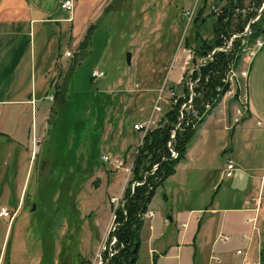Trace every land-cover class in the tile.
<instances>
[{
	"label": "rangeland",
	"instance_id": "rangeland-1",
	"mask_svg": "<svg viewBox=\"0 0 264 264\" xmlns=\"http://www.w3.org/2000/svg\"><path fill=\"white\" fill-rule=\"evenodd\" d=\"M101 3L106 5L98 12ZM195 3L193 17L203 8L196 22L192 20L186 27L181 11ZM214 3L221 0H73L71 11L50 13L55 21L46 45L39 46V38L35 45L27 42L19 68L25 67L34 49L37 105L51 109L47 123L40 127L43 135L33 136L30 143L24 138L20 144L0 146V205L14 209L23 199L13 218L0 216L2 261L104 264V251L116 243L109 237L115 225L113 208L124 198L131 177L127 167L141 139V131L134 129L133 123L150 115L163 80L177 77L178 49H194L184 38L188 36L194 44L196 33L203 37L213 33ZM11 46L7 44L3 50L7 63ZM66 49L73 55L62 58L68 66L56 76L58 85H50L60 64L55 61L57 54ZM94 68L103 69L105 75L91 79ZM27 85L25 93L33 89L32 81ZM50 94L55 98L49 99ZM165 98L160 104L166 111L173 102ZM222 100L227 105L229 100ZM31 108V103H25L21 110V124L30 131ZM233 135L231 127L224 129L212 118L201 127L187 164L180 168L181 180L170 178L166 183L173 204L201 207L200 214L206 216L207 208L235 205L247 187L259 185L264 136L255 139L246 131ZM127 146L130 149H125ZM103 151L118 154L122 165L115 168L103 162ZM228 157L238 168L233 178L222 172ZM260 215L263 238L264 205ZM175 242L169 250L172 253ZM190 248L196 251L195 263L201 264L203 252L195 240L183 245L180 264H190L184 260ZM218 251L215 249L216 254ZM152 257L143 247L138 264H146ZM152 264H177V257L155 256Z\"/></svg>",
	"mask_w": 264,
	"mask_h": 264
},
{
	"label": "crops",
	"instance_id": "crops-1",
	"mask_svg": "<svg viewBox=\"0 0 264 264\" xmlns=\"http://www.w3.org/2000/svg\"><path fill=\"white\" fill-rule=\"evenodd\" d=\"M121 1V0H117ZM230 0H221L223 4ZM247 1V0H243ZM105 3L98 5V12H101L105 7ZM63 9L60 7V0H0V146L12 144L17 141L23 142L24 138L27 142L32 141V137L37 135H43L40 132L42 123H47L48 115L51 109H45L43 106L37 105V84H36V60L35 50L33 49L32 55L26 60V65L19 71L20 63H23L25 59L24 50L27 42L29 45H35L36 39L39 38L40 44L45 46L48 40L50 30L53 28L52 19L50 13ZM10 13V15H8ZM213 19V25L216 17L211 14ZM204 19V17H203ZM60 31V22L58 23ZM213 34V33H212ZM212 34L208 35L207 38L211 37ZM206 37V36H204ZM10 44V54L7 63V58L4 56L3 50H6V45ZM70 50V49H69ZM56 57L60 64L56 71L55 77H53L50 85L56 83V76L68 65L65 60H62L65 56L63 52H58ZM185 52H176L175 60L179 59V72L177 77L170 79L167 76L168 82L180 95H184L186 90L184 89L187 79L189 80V74L183 70V57ZM65 61V62H64ZM196 63L198 59L194 60ZM55 64V65H56ZM61 70V71H60ZM44 76L45 71L42 70ZM185 75V76H184ZM91 77V75H90ZM32 78V80H31ZM34 78V80H33ZM185 80V81H184ZM32 81L33 89L25 93L28 82ZM40 82V80H39ZM247 94L249 97L248 111L242 118L233 124L232 132L233 136H239L241 132H248L250 136H264V45L255 55L247 76ZM27 94V96H26ZM46 94V93H45ZM34 99L32 102L31 100ZM25 103H31V116L33 122V130L30 131V127H24L21 124V110L22 105ZM9 105V106H8ZM235 102L233 99L229 100L227 105L222 101H219L210 112L205 115L204 120L198 125L194 137L192 138L186 154L183 159L180 160L175 168L174 173L169 175L164 181L159 184L151 197L147 210L150 211L151 215H143V223L140 230V248L138 252V259L140 257V250L144 247L146 250L153 255L149 259L148 263L152 264L155 262V256L168 257L170 255H176L177 264H180V256L182 253L183 245L191 244L192 240L196 241L198 247L203 252V261L201 264H238L240 256L235 253L236 248L247 246V241L241 237V233L251 231L250 224L246 222V217L251 214L248 207L252 203V196L261 192L262 194V207L264 205V156L258 162V167H261L259 172V185L255 188H246L244 195L240 197L235 205H224L223 207L207 208L204 213L200 214L201 207L195 206H183L178 208L177 205L173 204L168 193H166V183L170 178H175L177 181L181 180L180 168L187 164L189 158L190 149L192 145L198 142L197 133L201 127L212 118L216 121L217 125H221L224 129L227 123H231L232 116L234 115ZM260 121V123H257ZM39 126V128H38ZM227 128V127H226ZM263 129V130H254ZM28 147V146H27ZM8 148V146H7ZM130 147H125V149ZM231 159V157H228ZM227 158V160H228ZM238 162H242L241 159L237 158ZM234 162V161H233ZM235 169L230 174L231 178L236 176ZM226 166V165H225ZM223 167V174L225 170ZM5 184V183H3ZM6 188V185L3 186ZM164 194V197L159 196L160 193ZM174 192L177 194V186L174 185ZM169 190V189H168ZM170 191V190H169ZM172 191H170L171 193ZM173 194V193H171ZM23 199L18 200V207L20 206ZM2 205V204H1ZM15 207V208H18ZM196 210H199L195 213ZM205 216L204 221H202ZM263 216L260 215V218ZM185 223V226L182 225ZM221 234H229L227 240L221 239ZM264 239V237H263ZM175 243V253L169 251L172 248L173 242ZM188 247V246H186ZM218 251L216 254L215 252ZM258 246L256 240H254L249 248L250 253V264L257 259ZM215 252V253H214ZM1 253V252H0ZM157 254V255H156ZM196 251L189 249V252L184 256V260L190 264L195 263ZM216 254L220 260L216 261L211 255ZM0 254V264H12L11 262L2 261ZM151 257V255H150ZM136 261V264L139 261ZM206 262V263H205Z\"/></svg>",
	"mask_w": 264,
	"mask_h": 264
},
{
	"label": "trees",
	"instance_id": "trees-1",
	"mask_svg": "<svg viewBox=\"0 0 264 264\" xmlns=\"http://www.w3.org/2000/svg\"><path fill=\"white\" fill-rule=\"evenodd\" d=\"M262 1L250 0L255 6L260 5ZM241 3H243V0H230L227 1L226 6L230 7ZM202 8H199L193 22H196ZM247 18L248 16L240 18L235 25H232L229 20L222 22L220 18H216L211 37H203L196 33L193 39L194 44L190 43L188 36L184 38V42L188 46H194V59H198L200 56L208 54L215 46L222 45L224 40L220 36V32L229 36L232 31H242ZM251 27L253 30L251 39L264 32V9L259 19L254 21ZM239 44V39H235L230 49L217 50L211 59L206 60L199 69L195 68L189 74L192 80L198 78L194 86L195 95L193 97V105L197 110V116H187L186 110H183L182 121L172 140L173 147L177 151L176 156L170 157L171 151L168 141L181 114V105L188 99L189 86L187 83L184 86L185 95L180 96L176 102L170 105L163 114L162 123L147 130L141 143L137 145L131 166V177L124 189L123 197L126 200L123 206L118 204L114 207L115 228L110 230L109 237L112 234L115 235L116 243L114 247L116 251L110 256L109 264H136L141 241L142 214L147 210V205L154 195L156 187L174 173L177 163L185 157L198 125L220 101L221 95L216 90V86L222 82L221 78L229 62L232 59H235V63L239 62L241 55ZM207 103L209 107L206 105ZM155 164L157 166L153 169ZM145 174L146 177L144 178ZM136 180L143 182L133 184ZM107 257L108 253L104 251L103 258L106 259ZM261 258L264 260V246L261 249Z\"/></svg>",
	"mask_w": 264,
	"mask_h": 264
},
{
	"label": "built area",
	"instance_id": "built-area-1",
	"mask_svg": "<svg viewBox=\"0 0 264 264\" xmlns=\"http://www.w3.org/2000/svg\"><path fill=\"white\" fill-rule=\"evenodd\" d=\"M72 5H73V0H60V7L63 9H67L71 11ZM263 9L264 7L262 3L258 6H255L253 2H250V0L243 1V3L241 4H234L233 6L230 7L226 6V3L223 4L214 3L211 6V12L216 18H220L222 22L229 20L232 25H235L240 18H245L246 16H248L242 31H232L229 36L225 35L223 32H220V36L223 37L224 41L222 45L215 46L218 47V50L219 49L228 50L232 47V44L235 39H239L240 42L239 48L241 50V55L239 62L235 63V59H232L229 62L228 67L221 78L222 82L216 86V90L220 93L221 99L224 98H227L228 100L233 99V101L235 102L234 115L232 116L231 123L226 124L227 128L228 127L232 128L233 124L238 122L242 118V116L245 115L246 112L248 111L249 97L246 89H247V76L249 72V67L257 52L264 45V32L257 34L251 39V35L253 32L251 24L259 19ZM195 12H196V3L194 5L192 4L190 6H186L185 8L182 9L181 14L183 18L186 19V25H185L186 27L193 20L194 18L193 16ZM249 22H251L250 25ZM181 50L185 51V56L183 57V65H182L183 70L186 69L185 71H187L188 74H191L195 70V68H198L197 64L201 56L198 58L197 63L196 62L194 63L195 60L194 49L183 46ZM178 51L180 50L178 49ZM71 54L72 51L69 49H66L64 52V55H71ZM104 75H105V71L101 68H94L91 71V79L93 80H98L100 77ZM197 80L198 78L192 80L189 77V80L187 81V84L189 86V95H188V99L184 101L181 105V107L184 106L183 110H186L187 116L188 115L197 116V111L192 106V102H190L192 98V92L190 87L191 84L193 82H196ZM165 94L167 96H165ZM184 95H180L178 92H176L175 88L169 84L167 78L163 80L161 86L159 87L157 98L154 102L150 115L144 120L135 121L133 123V128L141 131V139L139 144L141 143L142 137L147 130L159 126L162 123V118L165 110L160 104V101L166 100L165 97H167L168 101L176 102L180 96H184ZM48 98L53 99V94L48 95ZM208 105L209 104L207 103V106ZM181 115L183 118L182 110L180 116ZM257 123H260V121H257ZM173 130L171 136L173 134ZM168 145H169V141H168ZM170 151H171V155L174 156L177 155V151L175 149L173 150L170 148ZM100 157L103 160V162L111 163L115 168H119L123 163L122 158H120L118 154L113 155L108 151H103ZM133 158L130 163V166L127 167L129 171H131ZM155 165L153 169H155ZM234 169H235V165L233 160L228 158L224 170L225 173L230 174ZM263 175H264V168H263ZM142 182L143 181L136 180L133 184H141ZM261 207H262V194L261 192H258V194L252 196V203L248 207V209L251 211V214L246 217V222L250 224L251 231L249 233L247 232L241 233V237L245 239L248 244L245 248L239 247L236 248L235 250V253L240 256V260L238 264H250L249 248L254 240H256L257 246L259 248L258 249L259 256L257 257L256 260L253 261V264H264V260L261 258V249L264 246V239L261 236V227L259 223ZM16 211L17 208L11 209L6 205L3 204L0 205V216H8L9 219H11L15 216ZM113 213H114V208H113ZM151 214L152 213L150 211H145L142 215H151ZM182 225L185 226V223H182ZM114 228L115 225L112 230H114ZM111 237L115 238L116 240L114 234L111 235ZM228 238H229V234H221L222 240H227ZM106 251L109 256V253L113 254L116 251V249L114 247L111 248V246H109ZM211 257L216 261L220 260L219 256L216 254L211 255Z\"/></svg>",
	"mask_w": 264,
	"mask_h": 264
},
{
	"label": "water",
	"instance_id": "water-1",
	"mask_svg": "<svg viewBox=\"0 0 264 264\" xmlns=\"http://www.w3.org/2000/svg\"><path fill=\"white\" fill-rule=\"evenodd\" d=\"M262 4H263V7H264V0H263ZM250 24H251V22H249V25H250ZM217 50H218V47H214V48H213L208 54H206V55H204V56H201V57L199 58V61H198V64H197L198 68H200V66H201L206 60L211 59V58L213 57V54H214ZM130 60H131V52L128 51V52L126 53V61L129 63ZM195 84H196V82H193V83L191 84V87H190L191 92H192V98H193L194 95H195V92H194V86H195ZM192 98H191L190 102H192ZM183 109H184V106L181 107V110H182V111H183ZM181 121H182V115L178 118L177 124L175 125L174 130H173V134H172V136H171V138H170V140H169V147H170L171 149H173V150H174V147H173V144H172V140H173V137L175 136V133H176V131H177L178 124H179ZM173 156H174V155H171L170 157H173ZM163 159H165V158H163ZM156 166H157V164L155 165V168H156ZM145 177H146V174H145L144 178H145ZM125 200H126V198H123V199H122V201H121V203H120L121 206H123ZM112 235H113V234H112ZM109 250H110V248H109ZM111 255H112V254L109 253V256H108V257L106 258V260H105V264H109L110 256H111Z\"/></svg>",
	"mask_w": 264,
	"mask_h": 264
},
{
	"label": "bare ground",
	"instance_id": "bare-ground-1",
	"mask_svg": "<svg viewBox=\"0 0 264 264\" xmlns=\"http://www.w3.org/2000/svg\"><path fill=\"white\" fill-rule=\"evenodd\" d=\"M116 199H118V198H114V200H116Z\"/></svg>",
	"mask_w": 264,
	"mask_h": 264
}]
</instances>
